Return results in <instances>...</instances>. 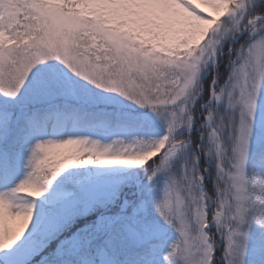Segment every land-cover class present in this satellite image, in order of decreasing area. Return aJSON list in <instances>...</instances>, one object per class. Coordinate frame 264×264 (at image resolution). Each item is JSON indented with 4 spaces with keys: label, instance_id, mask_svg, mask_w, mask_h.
Listing matches in <instances>:
<instances>
[{
    "label": "snow or ice",
    "instance_id": "snow-or-ice-1",
    "mask_svg": "<svg viewBox=\"0 0 264 264\" xmlns=\"http://www.w3.org/2000/svg\"><path fill=\"white\" fill-rule=\"evenodd\" d=\"M0 264H264V0H0Z\"/></svg>",
    "mask_w": 264,
    "mask_h": 264
}]
</instances>
